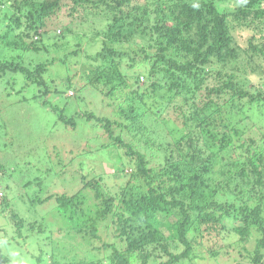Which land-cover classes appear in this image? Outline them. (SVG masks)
<instances>
[{
    "label": "trees",
    "instance_id": "16d2710c",
    "mask_svg": "<svg viewBox=\"0 0 264 264\" xmlns=\"http://www.w3.org/2000/svg\"><path fill=\"white\" fill-rule=\"evenodd\" d=\"M160 2L0 0V81L13 75L27 80L25 86L36 90L34 99L41 98V104L46 100L52 113L60 111L54 103L59 95L72 91L74 95L65 96L74 99L71 106L76 107L83 101L81 89H93L101 93L103 108L112 109L113 115L117 111L126 121L123 127L117 119L76 109L70 117L58 114L71 128L77 127V117L82 119L92 138L101 142L82 151L95 157L112 151L101 166L115 164L114 178L129 179L111 191L104 189L102 173L93 167L85 174L83 167L73 170L58 151L35 161L46 158L48 173L56 169L65 176L73 171L81 183L70 195L50 194L44 200L26 195L29 207L57 203L62 223L44 235L60 231L73 235L77 244L60 249L64 259L51 258L52 264H208L199 254L200 239L213 238L212 259L229 255V247L215 241L228 237L242 256L247 251L243 242L254 231L248 264H264V134L247 136L222 115L264 108V0ZM135 39L143 45L140 62L124 50L135 45ZM17 52L14 59H6ZM145 79L153 98L147 96L150 101L138 107L135 90ZM163 115L167 119H161ZM169 121L180 128L170 129ZM119 128L136 131L143 142H130ZM147 130H156L155 138L142 137ZM228 151L237 155L229 165L235 175L228 173L227 182L214 183L209 174L220 161L227 162ZM4 164L0 161V189L8 179ZM126 168L130 173L124 175ZM252 196L254 207L249 206ZM6 197L0 199V208L9 205ZM1 218L9 222L4 230L0 226L3 232L8 228L5 234L11 237L0 239L7 248L23 237V221L13 211ZM234 222L238 224L227 226ZM108 223L113 237L104 243L99 232L109 229ZM27 237L25 241L35 245L36 239ZM39 252L36 264L41 262L42 249ZM9 262L8 255L0 253V264Z\"/></svg>",
    "mask_w": 264,
    "mask_h": 264
},
{
    "label": "rangeland",
    "instance_id": "374dc122",
    "mask_svg": "<svg viewBox=\"0 0 264 264\" xmlns=\"http://www.w3.org/2000/svg\"><path fill=\"white\" fill-rule=\"evenodd\" d=\"M157 1H161L160 4L163 2V0ZM65 14L66 13L63 15ZM81 26H79L81 29L80 31L84 30L86 32L88 30L86 26ZM2 30L3 29L0 27V34H2ZM134 43L135 45H126L124 50H128L129 56H134L135 62H140L144 52L142 50L140 51L139 49H142L143 45L139 39H135ZM19 53L17 52L13 55L8 53L6 59H14ZM30 58H32V56H30ZM0 61H3V57L1 56ZM127 73L132 74V71L127 70ZM13 76H15L13 79L10 76H7L6 78H3L2 81H0V161L3 164L5 162L4 165L7 170L6 177L8 178L1 182V184L5 183L6 186H4V189H0V193L3 191V197L7 195L6 198L9 200L8 206L4 205L0 208V226H3V230L8 227L7 223L9 222H6L5 219L1 218V215L5 217L6 213L9 214L11 211H13L16 213V215L20 216V219L23 221V237L18 238L12 243H9L10 245L6 248L5 243L3 242L4 244H2V240H11V237L5 234L8 228L5 232H3L1 229L0 239L1 237L3 239L0 240V251L2 250L0 253L8 255L10 259L9 264H36L35 260L39 256V249H42L40 264H52L53 258L57 260L64 259V256H62L64 253H62L60 249L66 247L68 248V246L70 247L72 245L77 247V244L71 237L73 235L68 236L64 233L61 234L60 231L55 235H44V231H47L48 233L50 231L54 232L56 231L58 224L62 223L60 222L62 219L55 209L57 203L54 202V200H51L50 202L46 201L43 202V204L37 203L38 205H35L33 208L29 207V199L27 196H39L41 200H44L47 199L46 197L50 194H54L55 196L61 194L70 195L79 188L81 183L79 182V177L73 171L67 170L65 176L59 175V171L56 169L48 173V162L46 161V158H42V162L40 163L35 161H40V157L46 155H51L54 157L57 155L58 151L60 153L59 159H64L65 163L72 164L73 170L80 166L83 167V174H85L91 167H93L95 173H102L103 181L106 184L104 189H106L108 186L111 191H116V188L120 184L122 185L129 179L128 177H123L119 181L114 178L113 172L115 171V164L113 165L103 162L101 166V160H107V157L111 156L110 153H112V151L108 150L107 153L106 151H101L96 157L91 153L85 154L82 151V148H86L90 145H96L97 147L101 145V142H97L92 138L90 133L91 130L86 129V127L83 126L84 122L82 119L77 117L75 119V122H77V127L71 128L69 125H65L64 121L58 119V114H62L63 112L64 115L70 117L72 115L71 111L76 109L77 112H94L100 117H111L112 119H117L123 127L125 126L126 121L123 120L121 115H117V111L113 115L112 109L111 112L110 108H103L102 103L104 101H102L101 93L88 88L81 89L80 95L81 98H83V101L76 107L71 106L72 104H75L74 99H69L66 97L74 95L71 93L72 91L65 94L66 96L59 95L54 103L57 104L58 108H60V111L57 113H52V111L48 109L49 103H46V100L43 104H41V98L34 99L33 95L36 90H34L33 85L25 86L29 83L27 80L25 81V79L18 75ZM13 80H15V83ZM142 83L143 82L139 84L140 90H135L136 87H133V89L136 91L135 97H139L135 100L138 107L142 106V102L144 107L145 103H148L151 99H148L147 96H152L150 90L146 89L148 86L146 79L143 85ZM9 84H11L13 87H11ZM58 90L63 91V87L59 86ZM49 98L51 97L49 96ZM123 107H125V104ZM162 113H165L164 109H162ZM222 115L226 120H232L230 127L235 126L238 129L243 130L247 136H251V134L254 132H258L259 135L264 134V108L262 107L259 108L257 106H253L249 108L246 113H242L240 115L236 114V116L227 114ZM165 116L166 115H163V117L161 116V119L165 118ZM165 119H167V117ZM32 122L35 124L31 126L30 123ZM169 123L170 129L180 128L177 127L173 121H169ZM123 130L119 128L117 131L121 132ZM147 131L148 133L144 132L142 137L148 138L147 136H152V139L157 135V132H155L156 130ZM124 134L125 137L126 135L128 137L126 139L134 144H136V141L140 138L134 130L131 133H128L125 130ZM138 141L143 142V138H140ZM142 147L143 145H141L139 149L142 150ZM148 151L149 150H146V152ZM228 152L229 153L225 154L227 156V162L220 161V163L217 164L209 174V180L214 183L227 182L228 180H225V176L228 173H230L232 176L235 175L236 170L229 165L231 162H234L235 159H237V155L235 154V151ZM26 155L29 157H26ZM156 157L157 156L155 155L154 159ZM156 161H158V159H156ZM118 169L121 170L120 168ZM127 172L130 173L129 168H126L123 174L125 175ZM43 173L44 175L48 174V176L43 177ZM36 181H39L41 185L39 186V184H35ZM28 182H31V184L28 185ZM27 186H30V188H26ZM37 186L43 187L42 191L39 192V188ZM239 191H242V188H239L237 192ZM3 197H0V199ZM255 201V196H252L249 206L254 207L257 204V201ZM90 203L91 205L94 204L93 202ZM238 203L239 202H234L233 205L238 206ZM40 215H43L44 217L41 218ZM43 218L44 221L42 220ZM237 224L238 222H234L232 224L228 223L227 226L230 228ZM110 229L111 227L109 226V229H101L99 232L101 241L104 243L109 242V238L112 239L113 237L111 233L112 231H110ZM29 230H31V232ZM28 231L30 233H28ZM26 235H28V237ZM49 236L51 238H49ZM25 237L32 238L33 240L36 239L34 240L35 245H30L28 242H26ZM255 237H257V234L254 231L252 233V237L243 242V246L248 251H246L247 253H251L254 250ZM209 238H205L203 240L200 239L198 242V244L201 245L198 248L199 254L204 258V261L208 260V264H248L247 253L245 251H243V255H246L244 258L243 255L241 256L238 254L239 250L232 249V247L236 246L234 244L236 241L231 239V237H228L226 240H215L218 242V245L229 247L226 250L229 255L227 256L223 254L215 259L210 258L209 251L213 249L215 243L213 238ZM78 241H80V239H78ZM47 245H49V247ZM96 246L101 247L102 243L98 242ZM51 248L53 250L54 248L56 249L53 251ZM78 249L80 248L78 247ZM199 261L197 260L198 264H200Z\"/></svg>",
    "mask_w": 264,
    "mask_h": 264
}]
</instances>
